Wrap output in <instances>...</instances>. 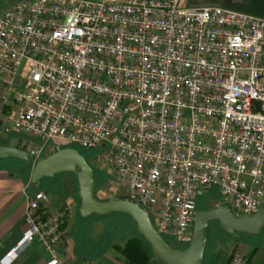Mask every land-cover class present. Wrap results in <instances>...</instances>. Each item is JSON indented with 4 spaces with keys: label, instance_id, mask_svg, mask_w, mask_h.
Returning <instances> with one entry per match:
<instances>
[{
    "label": "built area",
    "instance_id": "2783aa9c",
    "mask_svg": "<svg viewBox=\"0 0 264 264\" xmlns=\"http://www.w3.org/2000/svg\"><path fill=\"white\" fill-rule=\"evenodd\" d=\"M13 96L5 133L105 148L120 198L187 246L196 198L212 186L238 214L264 195V17L181 0H20L0 12V99ZM38 161L45 145L25 148ZM49 194L29 200L28 228L2 258L39 239L48 264L67 209L36 219ZM233 264H250L235 253Z\"/></svg>",
    "mask_w": 264,
    "mask_h": 264
},
{
    "label": "crops",
    "instance_id": "0c3cea01",
    "mask_svg": "<svg viewBox=\"0 0 264 264\" xmlns=\"http://www.w3.org/2000/svg\"><path fill=\"white\" fill-rule=\"evenodd\" d=\"M18 1L20 0H0V12ZM181 6H221L264 17V0H181ZM17 110L18 103L13 96H10L6 103L0 99V134L4 132L1 130V124L15 118ZM9 135L14 137L16 133ZM30 178L28 173L19 170L10 172L0 167V264H3L2 258L17 245L28 228L29 200L40 190L49 194L51 200L54 199L48 190L41 189L38 184L32 183ZM60 207L54 204L48 208H41L34 216L36 219H43L48 214L58 211ZM71 209L70 217L62 225L63 236L59 245V252L65 264H123V256L112 244L106 245L101 242L105 248L104 253L95 258H88V253L77 248L71 235L78 229V222L84 217L77 209L73 210L74 207ZM235 253L245 255L250 264H264V230L260 234H244L243 238L239 239L225 232L221 226L214 231L210 229L203 264H233ZM50 258L51 253L37 238L25 244L11 264H48ZM147 264L165 263L152 257Z\"/></svg>",
    "mask_w": 264,
    "mask_h": 264
},
{
    "label": "water",
    "instance_id": "95a60500",
    "mask_svg": "<svg viewBox=\"0 0 264 264\" xmlns=\"http://www.w3.org/2000/svg\"><path fill=\"white\" fill-rule=\"evenodd\" d=\"M17 158L31 165V182L55 178L62 173H73L78 182L79 212L82 217L107 216L113 213L128 214L137 226L138 233L150 245L153 258L165 264H203L210 234V222L218 221L221 228L234 238L244 234H260L264 230V195L261 207L254 213L238 214L231 205L221 204L213 208H198L195 212L192 239L185 247H174L156 230L147 210L138 203L111 197L99 199L95 195V170L87 158L74 146H56L53 153L33 161L29 151L16 145H0V160Z\"/></svg>",
    "mask_w": 264,
    "mask_h": 264
},
{
    "label": "rangeland",
    "instance_id": "374dc122",
    "mask_svg": "<svg viewBox=\"0 0 264 264\" xmlns=\"http://www.w3.org/2000/svg\"><path fill=\"white\" fill-rule=\"evenodd\" d=\"M11 144L20 147L23 146L25 148L32 145H45L44 155L55 149L58 145L55 140L45 142L44 138L27 134H16L14 137H11L5 132L0 134V145ZM70 146H76L93 166H95V157L97 155L108 153V150H105V148L86 149L78 144H71ZM23 165L24 163L17 158L0 160V167H4L10 172L21 169ZM104 170L107 172V180L98 191L97 197L103 200L111 197L120 198L116 193V188L109 184V180H111L112 177L110 168L107 167ZM37 184L41 189L48 190L54 198L51 200L52 202L49 204L50 206L54 204L59 207L61 206L59 210L68 208L66 219L70 217L72 212L71 207H74L73 210H79V202L76 197V182L71 175L62 173L55 178L42 179ZM196 204L197 207L203 209L207 207H216L226 203L220 188L212 186L199 192L196 198ZM77 228L78 229H75V231L72 232L71 237L74 240V243L77 244V248L79 247L81 251L88 253V258H95L104 253L105 248L100 244L101 242H104L106 245L124 244L129 237H133L138 232L137 226L132 218L128 214L121 213H113L101 217L93 215L88 218H82L78 222ZM215 228H220L219 222L211 221L210 229L214 231ZM166 237L172 246H184V244L178 242L175 237Z\"/></svg>",
    "mask_w": 264,
    "mask_h": 264
},
{
    "label": "trees",
    "instance_id": "16d2710c",
    "mask_svg": "<svg viewBox=\"0 0 264 264\" xmlns=\"http://www.w3.org/2000/svg\"><path fill=\"white\" fill-rule=\"evenodd\" d=\"M16 146H18V145H16ZM74 147L77 148L76 146H74ZM18 160H20V159H18ZM20 161L25 163V161H23V160H20ZM93 168L95 170V179H96L95 195L97 196L98 191L105 184V182L107 180V172L103 168L99 169L95 166H93ZM18 170L20 172L30 173L29 170H27L25 168H21ZM66 174L71 175L76 182V197H77V200L79 202L78 207H80V197L78 194V182H77L76 175H74L73 173H66ZM121 214H125V213H121ZM164 238L166 239L167 242H169L166 236H164ZM113 248L116 249L123 256V258H124L123 264H147V262H149V260L153 257V253H152L150 245L144 240V238L138 232L133 237H129L124 242V244H114Z\"/></svg>",
    "mask_w": 264,
    "mask_h": 264
},
{
    "label": "flooded vegetation",
    "instance_id": "af4514ba",
    "mask_svg": "<svg viewBox=\"0 0 264 264\" xmlns=\"http://www.w3.org/2000/svg\"><path fill=\"white\" fill-rule=\"evenodd\" d=\"M61 147H67V145H60ZM18 147H20V146H18ZM21 148H23V149H25V147H21ZM55 149H56V147H55ZM55 149H53L52 151H50L49 153H46L45 155H44V153H43V155L41 156V158H43V156L45 157V156H47V155H49V154H51V153H53L54 151H55ZM40 158V159H41ZM34 161V160H33ZM37 162V161H36ZM92 166V165H91ZM93 167V166H92ZM95 167H97V168H99V169H102V168H100V167H98V166H96L95 165ZM22 168H25V169H27V170H29V172L31 171L30 169H31V165L28 163V162H26L25 161V163H24V165H23V167ZM30 174H31V172H30ZM75 175V174H74ZM199 207H197V209H198ZM207 208H213V207H207ZM174 247H177V246H174ZM182 247H185V246H182Z\"/></svg>",
    "mask_w": 264,
    "mask_h": 264
}]
</instances>
